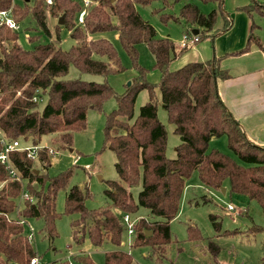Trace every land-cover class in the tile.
I'll use <instances>...</instances> for the list:
<instances>
[{
	"label": "trees",
	"instance_id": "1",
	"mask_svg": "<svg viewBox=\"0 0 264 264\" xmlns=\"http://www.w3.org/2000/svg\"><path fill=\"white\" fill-rule=\"evenodd\" d=\"M89 1L87 15L80 21L83 5L79 0H53L50 5L45 0H0V11L10 12L17 24L30 19L35 24L30 29L48 36L51 32L47 15L57 20L64 16V24L58 21L56 25V42L61 40L62 28L76 41L69 50H63L53 42L40 43V36L34 35L29 42L37 45L24 49L19 44L18 31L0 25V136L9 141L31 140L35 146H40L43 137H53L51 146L39 150L37 160L29 159L25 151L9 154V162L21 180L13 179L0 162V264H30L35 257L40 258L22 220L26 223L29 219L42 220V232L50 241L59 236L56 223L62 214L57 211V199L69 186L74 170L49 175L52 150L54 146L62 150L72 148L74 134L87 128L88 112L101 111L111 99L116 100L117 109L106 115L103 148H110L116 156L118 179L110 180L106 191L112 206L89 209L86 200L92 195L88 185L69 189L64 214L78 216L71 223L76 243L82 244L88 238L96 248L106 243L121 246L125 231L123 216L134 217L144 208L160 220L140 219L134 226L132 248L149 247L161 263L172 242L171 222L179 214L186 184L195 172L204 187L222 191L229 186L231 193L257 202L264 215V147L248 139L221 100L218 83L231 77L221 66L222 57L191 62L173 70L174 61L187 50H177L172 40L159 38L155 28L140 16L136 5L149 4L150 0ZM163 1L168 6L173 4ZM201 1L215 4L216 9L206 15L197 5L187 3L179 17L173 19L193 25L200 42L213 40L232 29L231 15L222 10L223 0ZM238 11L246 13L252 21L246 47L234 54L248 53L253 45L263 49L255 34L253 15L256 12L264 18V5L252 1ZM220 14L223 25L217 27ZM111 30L118 33L138 72L126 91L118 95L106 80L96 83L80 78L64 79L71 67L104 78L123 71L118 51L111 42L92 37ZM141 43H146L155 57L154 69L161 77L158 84L147 80V70L138 62L137 46ZM143 90L148 93V101L135 117L137 98ZM158 92L168 121L181 139L173 159L166 154L168 133L158 117ZM42 104L45 105L40 108ZM223 136L240 162L210 149L211 140ZM3 149L0 139V155ZM139 187L142 189L136 201L133 191ZM23 191L34 201L26 200L20 205ZM214 225L219 233V223ZM187 230L190 241H203L197 226L191 225ZM260 230L253 229L258 231L255 233H261ZM150 232L152 236L148 237ZM209 248L214 255L220 252L212 243ZM71 262L96 264L83 252L73 255ZM57 264H70V260L61 259ZM105 264H135V261L131 254L113 250L105 254Z\"/></svg>",
	"mask_w": 264,
	"mask_h": 264
},
{
	"label": "rangeland",
	"instance_id": "2",
	"mask_svg": "<svg viewBox=\"0 0 264 264\" xmlns=\"http://www.w3.org/2000/svg\"><path fill=\"white\" fill-rule=\"evenodd\" d=\"M79 1L84 7V1ZM252 1L264 5V0H250V2ZM169 2L173 4L168 6L163 0H150L149 4H138L136 8L140 16L155 28L159 38H169L174 42L176 49L179 50V42L184 35L193 36L195 30L193 25L188 24L184 20L176 21L173 19L179 17L181 8L187 3L195 4L200 8L202 13L207 15L216 9V5L204 3L201 0H181L179 2L169 0ZM222 3V10L226 14L229 13L233 20L231 31L216 37L214 40L210 38L205 41L203 40L197 44L198 46L195 45L197 47L194 49L187 50L183 54L185 57L188 54L189 59H205L203 54L201 56L199 47L208 41L210 42L211 57L213 58L216 56L217 42H226L231 46L237 35L241 31H245L247 27H250L252 21L250 17L246 13L238 11V8L242 7L240 6L241 0H223ZM163 15H170L171 18L166 19V17H162ZM62 17L64 16L60 18ZM59 20L49 14L47 15V26L51 32V36L42 31L30 29L35 28V24L30 19L26 20L20 25V30L18 31L20 46L24 49L34 47L37 43H30L29 37L39 35L40 43L53 42L63 50H69L76 41L65 28L61 29V40L56 42V25ZM253 21L257 25L255 34L264 45V18L255 12ZM222 25L223 19L220 14L217 19V27ZM92 37L105 38L111 42L118 51L123 71L104 78L102 76L81 73L75 67H71L64 79L80 78L84 81L96 83H103L106 80L118 95L123 94L127 87L138 77V72L133 67L131 59L121 45L118 33L111 30L92 35ZM137 49L139 53L138 62L147 70V80L152 84H158L161 77L159 71L154 69V55L146 43L139 44ZM158 94V117L165 125L168 133L166 154L169 158L173 159L176 156L175 150L181 143V139L174 133L175 127L169 123L168 114L161 103L160 93L158 92ZM147 101L148 93L146 90H143L137 98L135 117L139 115L140 108ZM44 105L42 104L40 108H43ZM116 109V100L111 99L104 105L101 111L90 110L87 116V128L82 132L74 134L73 147L62 150L54 146L55 153L52 155L51 165L47 173L51 176H56L73 168L74 175L67 189L61 191L57 199V211L62 214L56 223L59 236L54 241H50L42 232V220L29 219L25 224V233L27 235L31 233L34 235L32 244L40 255V258L46 263L57 264L61 259L73 261V255L83 252L90 255L96 264H105V254L107 252L121 250L131 254L135 264H264V215L260 205L255 201H250L245 196L231 193L229 186L226 187L228 191L225 194L221 190L204 187L199 180L197 172L193 173L191 179L186 184L179 214L170 225L172 242L168 248L166 257L161 263L156 257H153L149 247L132 248L134 235L129 234L126 225L124 227L123 242L119 247L106 243L102 247L96 248L91 245L88 238L82 244H78L72 239L73 229L71 223L78 216L64 214L65 200L71 187H84L88 185L92 195L91 198L86 200V206L89 209L101 210L112 206V202L106 195V191L109 190L108 182L118 179L115 167L116 156L110 148H103V146L106 115ZM52 140V136L43 137L39 145L40 147L51 146ZM19 142L21 148L24 150L35 146L31 140L19 139ZM210 149L218 150L240 162L238 157L228 148L225 136L213 139L210 143ZM76 159H78V162L74 163ZM141 189L142 187H139L133 191L136 201H138V194ZM229 205H233L242 214H236V211H229L227 208ZM130 215L132 217V214ZM142 218L149 221L160 220L158 217L152 216L147 209L140 208L138 214L131 218L134 226ZM215 223H219L221 227L220 234L215 229ZM191 225L197 226L201 231L203 236L202 242L189 240L187 229ZM253 226L260 228L261 233H255L258 231L254 232L253 229H257V227L253 228ZM210 243L220 248L218 255H214L211 252L209 248Z\"/></svg>",
	"mask_w": 264,
	"mask_h": 264
},
{
	"label": "crops",
	"instance_id": "3",
	"mask_svg": "<svg viewBox=\"0 0 264 264\" xmlns=\"http://www.w3.org/2000/svg\"><path fill=\"white\" fill-rule=\"evenodd\" d=\"M250 3V0H241L240 6ZM250 27L241 31L231 46L226 42H217L216 56L222 57V68L231 74L229 79L219 81L218 92L229 112L240 123L248 139L255 145L264 147V45L262 44L263 49L258 45H253L248 53L234 54L246 47ZM224 34H219L216 37ZM193 35H198L197 30L194 31ZM206 42L199 47L201 56L203 54L205 59L193 60L188 58V54L186 57L183 55L182 58L174 61L172 69L177 70L191 62L210 60L212 58L211 46L210 42ZM195 45L186 50L198 46ZM181 49L179 47V50ZM246 213L248 214L247 211Z\"/></svg>",
	"mask_w": 264,
	"mask_h": 264
},
{
	"label": "built area",
	"instance_id": "4",
	"mask_svg": "<svg viewBox=\"0 0 264 264\" xmlns=\"http://www.w3.org/2000/svg\"><path fill=\"white\" fill-rule=\"evenodd\" d=\"M52 1L53 0H45V2L49 5L52 4ZM83 1H84V7L80 13V21H82L83 18L87 15L88 8L91 5L89 0H83ZM0 25H5L13 31H19L20 30V25L14 21V19L10 15V12H8V11H0ZM199 42H200V38L198 35H193V36L184 35V37L180 41V47L182 49H188V48L194 46L195 44H197ZM35 101H36V98H35ZM0 139H1V143L4 146L3 152L0 155L1 164L6 166V170L9 172V174L11 175V177L13 179L21 180L17 171L12 167V165L9 162V154L11 152H14V151H20V152L25 151V152H27V157L29 159L37 160L39 157V155H38L39 150L42 149L43 147L34 146L32 148L24 150L21 148L19 140L9 141L4 136H0ZM44 147H46V146H44ZM54 153H55V150H52V154H54ZM77 162H78V159H76L74 161V163H77ZM26 200L34 201L32 198L29 197V195L26 191H23V193L20 197V203L19 204L21 205ZM227 208L229 211H234V212L236 211V214L241 213V211H238V209L235 208L233 205H229ZM123 221H124V224L127 226L129 234L134 235L135 230H134V224L132 222L131 217L129 215H124ZM21 222L23 224H26V222L24 220H22ZM33 238H34V235L32 233L30 235H28V239L31 243H32ZM30 264H49V263L44 262L39 257H35L34 259L31 260ZM70 264H74V263L71 262V260H70Z\"/></svg>",
	"mask_w": 264,
	"mask_h": 264
},
{
	"label": "water",
	"instance_id": "5",
	"mask_svg": "<svg viewBox=\"0 0 264 264\" xmlns=\"http://www.w3.org/2000/svg\"><path fill=\"white\" fill-rule=\"evenodd\" d=\"M222 6H223V3H222ZM59 24H60V25H63V24H64V17L60 18V20H59ZM220 34H223V32H221ZM36 188H37V187H36ZM222 192H223V194H225V193H226V188H223V189H222ZM147 236H148V237H151V236H152V232L148 233Z\"/></svg>",
	"mask_w": 264,
	"mask_h": 264
}]
</instances>
